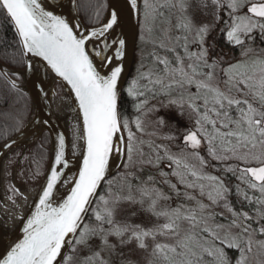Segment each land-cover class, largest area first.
Listing matches in <instances>:
<instances>
[{
    "label": "snow or ice",
    "instance_id": "obj_1",
    "mask_svg": "<svg viewBox=\"0 0 264 264\" xmlns=\"http://www.w3.org/2000/svg\"><path fill=\"white\" fill-rule=\"evenodd\" d=\"M68 6L66 16L57 12L63 0H0V16L14 28L20 46L19 59L13 54L11 62L21 65L27 77L35 74L30 56L42 58L44 70L70 86L82 113L77 138L84 142L77 175L65 181L61 169L69 161L65 137L59 135L55 166L48 168L34 211L21 218L23 238L7 243L0 238V264H232L226 249L240 253L235 264H246L254 242L264 250V240L254 241L255 235L264 236V48L250 46L257 39L264 44V0H104L86 15L87 23L80 19L76 0H68ZM208 9L212 23L198 20L197 12L207 16ZM133 12L143 17L142 41L145 30H158L151 42L172 56L153 51L147 71L142 57L122 88L127 44L116 30L125 13ZM217 30L226 44L241 49L240 59L226 67L215 55L216 45L208 43ZM105 67L110 72L102 74ZM20 77L0 64V78L17 92L22 91ZM127 98L134 118L123 106ZM152 100L159 106L149 107ZM173 108L181 117L187 108L194 127L182 134L179 151L148 141L151 151L145 159V141L137 137L144 133L141 117ZM156 123L165 127L168 121L161 115ZM14 144L6 140L2 147ZM204 148L210 160L223 166L224 176L205 171ZM122 151L125 168L138 155L140 171L154 167L161 179L127 172L118 175L123 181L118 185L108 179L113 154ZM61 183L73 186L54 203ZM233 195L239 210L230 200ZM141 213L155 222L147 227L134 223ZM133 248L146 253L143 261L125 258L124 249Z\"/></svg>",
    "mask_w": 264,
    "mask_h": 264
},
{
    "label": "water",
    "instance_id": "obj_2",
    "mask_svg": "<svg viewBox=\"0 0 264 264\" xmlns=\"http://www.w3.org/2000/svg\"><path fill=\"white\" fill-rule=\"evenodd\" d=\"M51 3L55 4L58 0H50ZM78 5V0H76ZM64 7L58 8V13H63L68 16V0H63ZM69 19H72L69 16ZM80 19L83 18L80 15ZM75 22V21H73ZM85 22V21H84ZM139 27H140V18L138 19L136 14L133 12L131 14L125 13L123 24L121 28L116 30L119 33V38H124L126 40V56L123 60L124 72L122 73L121 78V87H126L131 76L135 58L136 49L139 36ZM91 48V45L89 46ZM27 59V58H26ZM32 67L35 70L29 72L27 77L24 75L23 69H13L3 63L5 68L13 71H19L21 77L17 80V83L21 85L22 92L28 96L31 111L30 115L23 125L22 129L12 138L10 137L8 142L15 140V144L11 149L2 147L6 142L0 144V238L2 241L12 242L18 239L23 238V221L22 217L26 218L34 211V205L38 202V193L40 192L41 186L45 183V177L48 173V168L50 165L55 166L53 163V153L54 149L58 146V137L60 134H63L66 141V158L69 161L68 168L61 169L63 175V180L68 181L77 175L78 168L82 164V153L84 151V142L81 140L77 143L74 140V127L77 128L82 134L83 125H82V113H80L78 108V102L75 100V94L71 91V88L65 81L57 76L54 72L44 70V64L46 62L42 61V58L30 56ZM102 74H107L110 72V68L100 69ZM39 79H37V75ZM43 81L40 84V81ZM33 82L38 86L33 87ZM60 97H67L70 104L69 112L59 113L57 109V99ZM47 121V123H42ZM45 133H48L50 139V148H49V161L46 166V171L44 176L41 177L38 185L33 191L32 195L28 194L27 205L20 213L7 214L5 210L6 200H11V197L7 195L6 189V168L9 166V161L13 154L17 151H20L18 163H21L24 159L26 153L34 148L36 144L40 141ZM125 140L126 135L123 133ZM126 160V153L121 152L119 155L116 153L113 154V157L110 161V169L108 179L113 178L121 171ZM16 176L13 174V182ZM72 184L61 183L58 186V190L55 192L54 203L60 199L61 196L66 198V195L70 192ZM24 189H19V194L23 197ZM102 190V189H101ZM14 201V200H13Z\"/></svg>",
    "mask_w": 264,
    "mask_h": 264
},
{
    "label": "rangeland",
    "instance_id": "obj_3",
    "mask_svg": "<svg viewBox=\"0 0 264 264\" xmlns=\"http://www.w3.org/2000/svg\"><path fill=\"white\" fill-rule=\"evenodd\" d=\"M209 12V14L207 16L203 15L202 12H197V18L198 20H203L205 22L208 23H212V15H211V9L207 10ZM143 20V17H142ZM215 31L212 33V38H210L208 40L209 44H214V40L216 37V34H214ZM215 35V37H214ZM159 36V31L156 30L153 33H149L147 32V30H145L144 32V40L142 41L141 39V26L139 27V36L140 37V46H141V50L139 52V56L137 57V59L135 58V62H134V75L136 74L138 65L141 63V58L143 57V63L145 65V68L143 69L144 71H147L148 67L151 66L152 64V57L150 55V53H152L153 51H155L157 54L163 56V55H168L165 54L164 50L160 49L157 45L153 44L151 41L153 39H155L156 37ZM192 50H195V47H192ZM164 53V54H163ZM181 54L183 55V53L181 52ZM215 55L220 56L223 58V60L225 61V64L222 65V67H226L227 63H235L237 60L240 59V55H238V57H233V53L227 51L224 47H222L221 45H217L215 47ZM169 56V55H168ZM172 56V55H171ZM170 57V56H169ZM185 63H187V61H185ZM219 73V70H217ZM131 80V79H130ZM163 99V98H161ZM152 104H157L158 105V101L156 100H152L149 103V107L152 106ZM165 116L166 120L168 121L167 126L165 127H161L159 124L156 123L157 117L158 116ZM142 121H143V126H144V134H148V133H156V135L161 136L165 133L168 132H175L177 137H179V144H175L173 146V151H178L179 147L182 146L181 145V140H182V134L181 130H186L189 128H193L194 124H193V120H194V115H189V110L187 108H185V115L184 116H179L177 115V111L176 109H161L160 112L158 113H152L149 112L146 115H143L141 117ZM138 140H140L138 138ZM143 141H145V143L142 145L143 147V151L145 153V159L147 158L148 154L150 153V148L148 146V140L146 139H142ZM37 145V144H36ZM34 147V146H33ZM138 147H140V145H138ZM33 149V148H32ZM33 152V151H32ZM32 152H27L25 157H23L24 159L22 160L21 163H18V157L20 155V151H17L15 154L12 155L10 161H9V166L6 168V189L7 190V195L9 197H11L14 200V203L16 202L15 199H20L22 198V196L19 194L18 192V188L19 189H28L29 192H33L36 188V186L38 185L41 177H42V172L41 170L36 169L35 167H31L30 166V160L29 157L31 156ZM202 154L206 153V148H204L201 151ZM209 159V158H208ZM162 167L164 168L165 171H168L167 168V162H165ZM221 169L223 168V166L221 165L220 167ZM144 169L148 170V175L152 174L156 176L157 180H160L161 177L157 174L158 170L154 167L151 166H144ZM205 171H207L208 173H211L213 175H217V176H224V172H219L216 171V161H212L209 159V166L205 169ZM13 174H15V183L13 182L12 178H13ZM133 184L138 183V181H133V179L129 178ZM232 179V180H231ZM116 181V184H120L123 181L121 179H119L118 177L114 179ZM228 182H230L232 185L236 184V180L234 177L231 176V178L228 177ZM173 183H175V178H173ZM14 189L16 191H14ZM165 191H168L167 187H165ZM250 195H252V193H249ZM230 200H235L236 202V197L235 195L230 197ZM175 199H174V203H175ZM207 202V201H205ZM236 207L237 210H239V204H237L236 202ZM245 211H248V207L245 206L244 208ZM216 211H224V214L226 217H228L229 219L231 218L230 214L224 210L223 208H217ZM134 223H142L144 226H150L152 223H154V219L150 216H147L146 214H139L133 221ZM218 222L220 223H227V220H218ZM253 227H257L255 224L253 225ZM233 231H237V229H233ZM259 240H264V236H261L259 234L254 236V241H259ZM226 251H228V255L232 260V264H235V260L236 258L240 255V253L237 250H233L232 252H234V256H232L231 253H229V249H226ZM125 252V258H130V259H139L141 261H143L144 257L146 256V253L143 252H139L137 250L133 249H124ZM247 255V261L246 264H264V250H261L260 246L258 244H256L254 242L253 244V248L251 252L246 253ZM120 259V257H116V260L118 261Z\"/></svg>",
    "mask_w": 264,
    "mask_h": 264
},
{
    "label": "trees",
    "instance_id": "obj_4",
    "mask_svg": "<svg viewBox=\"0 0 264 264\" xmlns=\"http://www.w3.org/2000/svg\"><path fill=\"white\" fill-rule=\"evenodd\" d=\"M104 0H78V5L80 7V15L87 23L86 15L90 14L91 11L95 8V6L98 3H103ZM142 22V16L140 17V26ZM223 25H221L222 27ZM216 37L214 42V45H221L224 47L227 51L233 53V57H238L239 54H241V49L238 47H232L225 43L223 36L220 34V32L217 30L215 31ZM140 37L138 38L137 43V49H136V59L139 56V52L141 50L140 46ZM17 37L14 36V28L10 27L7 23V21L3 18V16H0V62L4 65L13 68V69H23L21 65L15 64L11 62L13 54H15L16 58L19 59L20 57V46L17 44ZM255 48H264V44H262L259 39H257L256 43L254 45H250ZM165 54H168L170 57L172 53L164 52ZM163 53V54H164ZM5 55H7V59H5ZM134 76V68L132 70L130 79ZM14 78V77H13ZM128 81V82H129ZM128 84V83H127ZM30 101L27 95L23 93L22 91L17 92L16 90L12 89L10 85L7 84L6 81L3 80V78H0V133L7 132V136L0 135V144L5 142L6 140H9L10 137L16 135L18 132L15 131L17 127L22 129L23 125L26 123L30 111H31V105ZM132 100L131 98L124 99L123 106L127 107L128 114L130 117L134 118L137 113L134 111V109L131 108ZM133 131H135V127L133 125ZM185 130H181V133H184ZM150 133L141 134L137 133V137L142 140L146 139L148 141H152L154 145H170L172 148L175 144H179V140L169 141L165 140L162 137L165 135H176L175 132H168L158 136V135H149ZM126 138L127 133L125 132ZM177 136V135H176ZM50 139L48 133H45L43 137L40 139V141L37 143L36 146L29 152L32 154L29 157L30 160V166L33 168L35 167L38 170L43 171L42 176H44V173L46 171V166L48 165L49 161V148H50ZM173 151V149H172ZM179 151V150H178ZM201 155L207 157V150L205 154L200 153ZM140 157L134 156V163L129 166L128 168H123L119 173H117L116 176H114L111 179H115L118 177V175H122L124 173H134L135 176H139L140 179H146L148 176V170L144 169L142 172L140 171V165L136 161H138ZM127 163V156L124 165ZM221 164L216 162V171L223 172V170L220 168ZM228 177L231 178V174H228ZM133 179V181H137L134 177H129ZM232 180V179H231ZM103 191V189H102ZM233 204L235 206L236 202L235 200H232ZM87 222V221H86ZM234 256L233 250H229Z\"/></svg>",
    "mask_w": 264,
    "mask_h": 264
},
{
    "label": "bare ground",
    "instance_id": "obj_5",
    "mask_svg": "<svg viewBox=\"0 0 264 264\" xmlns=\"http://www.w3.org/2000/svg\"><path fill=\"white\" fill-rule=\"evenodd\" d=\"M57 105V109L59 111V113H61L63 115V113H66L67 111L69 112L70 109V104H69V100L67 99V97H60L59 99H57V103H55ZM80 133V131L74 127V131H73V135H74V140L79 143L81 140L78 139V134ZM25 190V191H24ZM24 198H20V199H15V203L13 201V199L11 198V200L7 199L6 200V206H5V210L7 214H13L15 216L16 212L20 213L22 210H24V208L27 205V201H28V194L29 196L32 195L33 192H29L28 189L24 188ZM15 213V214H14Z\"/></svg>",
    "mask_w": 264,
    "mask_h": 264
},
{
    "label": "flooded vegetation",
    "instance_id": "obj_6",
    "mask_svg": "<svg viewBox=\"0 0 264 264\" xmlns=\"http://www.w3.org/2000/svg\"><path fill=\"white\" fill-rule=\"evenodd\" d=\"M215 40V39H214ZM214 42H216V41H214Z\"/></svg>",
    "mask_w": 264,
    "mask_h": 264
}]
</instances>
